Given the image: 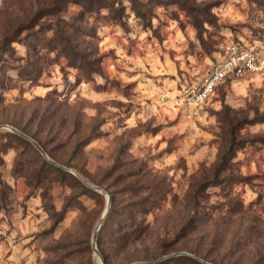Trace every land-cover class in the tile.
Returning <instances> with one entry per match:
<instances>
[{
  "label": "rangeland",
  "instance_id": "374dc122",
  "mask_svg": "<svg viewBox=\"0 0 264 264\" xmlns=\"http://www.w3.org/2000/svg\"><path fill=\"white\" fill-rule=\"evenodd\" d=\"M115 2L112 9L90 0H0V42L15 37L0 50V124L26 127L54 159L111 193L97 239L109 264L177 251L215 264L259 262L264 72L229 79L196 117L176 101L223 43L264 54V0ZM7 131L0 130V264H102L92 238L107 196L63 178ZM150 190L156 207L137 216L145 230L126 243L123 206Z\"/></svg>",
  "mask_w": 264,
  "mask_h": 264
},
{
  "label": "built area",
  "instance_id": "2783aa9c",
  "mask_svg": "<svg viewBox=\"0 0 264 264\" xmlns=\"http://www.w3.org/2000/svg\"><path fill=\"white\" fill-rule=\"evenodd\" d=\"M264 72V54L254 45L228 41L220 46L207 73L178 95L177 104L188 117L199 115L203 106L227 79Z\"/></svg>",
  "mask_w": 264,
  "mask_h": 264
},
{
  "label": "trees",
  "instance_id": "16d2710c",
  "mask_svg": "<svg viewBox=\"0 0 264 264\" xmlns=\"http://www.w3.org/2000/svg\"><path fill=\"white\" fill-rule=\"evenodd\" d=\"M75 1H79V0H75ZM90 1H96V2H99L101 4L102 7H112V9H115L117 8L116 5H115V0H112L111 4L108 5V0H90ZM54 5H51V6H47L46 7V11L47 12H51V8H53ZM139 13V12H138ZM140 14V13H139ZM20 25L19 26H26L28 23H24V22H21L19 23ZM15 41V37L14 35L10 34V35H7V36H4V38H2L1 42H0V50L2 52H5L8 50V44L10 43H13ZM229 79H227L223 84H225ZM223 84H221L220 86H222ZM219 86V87H220ZM218 87V88H219ZM15 127H17L18 129L26 132L27 134H29L31 137L35 138L39 143L40 145L46 150V152L48 153V155L53 158V155L52 153L47 149L45 143L39 139L35 134L31 133L30 131H28L26 129V127H20L19 125L17 124H13ZM2 130V129H1ZM7 133L11 134V135H14L15 137L19 138L20 140H22L23 142H25L26 144H29L31 145L32 147H34L35 150H38L31 142H29L28 140H26L25 138L13 133L12 131L8 130ZM234 150H235V143L232 141L228 147V149L226 150V152L223 154V159L226 160L228 157L231 158L233 156V153H234ZM39 151V150H38ZM40 152V151H39ZM41 153V152H40ZM45 158V157H44ZM44 163L46 165H48L49 167L55 169L57 172L60 173V175L67 179H71L75 182H77L84 190L86 191H90V192H93V193H96V194H99L100 192L97 191V190H94L88 186H86L84 183H82L78 177H76L74 174H72L71 172L69 171H66L58 166H56L55 164L49 162L46 158L44 159ZM54 159V158H53ZM56 160V159H54ZM58 161V160H56ZM59 163H61L60 161H58ZM67 167H70L68 166V164H64V163H61ZM71 168V167H70ZM81 175H83L89 182L90 180L83 174V172L81 171H78ZM106 189V188H105ZM154 192H152L151 190L149 191L148 195L146 197H143L141 198L140 200H135V201H131L129 203H127L126 205L123 206V211L124 213H126V219H125V233H123L120 238L126 242V243H131V242H134L135 240H138L141 238V235H140V232L144 231L145 228L141 231H138V229H141L143 228V225H144V222L143 221H138L137 219V216L139 214H145V213H148L149 211H151L153 208L156 207V198L155 195H153ZM109 214H111V210L109 211ZM191 221H187L186 224L184 225V228H188V227H191ZM190 230H195L193 228H191ZM99 236V235H98ZM103 236H100L98 237V239L101 241L103 238ZM103 241V240H102ZM101 253L102 255L104 256L105 258V261L107 264H109L107 262V255L105 253V250H103V248L101 249ZM194 253L196 255L197 252L194 251ZM200 256V255H198ZM201 258L203 259H207L206 257H202L200 256ZM179 260H188L190 261L191 263H194V264H205L204 262L192 257V256H189V255H177V256H174V257H170V258H167L165 260H162L158 263H155V264H169V263H172V262H175V261H179ZM259 262H256L255 264H264V255H262L259 259H258ZM215 264V263H214Z\"/></svg>",
  "mask_w": 264,
  "mask_h": 264
},
{
  "label": "water",
  "instance_id": "95a60500",
  "mask_svg": "<svg viewBox=\"0 0 264 264\" xmlns=\"http://www.w3.org/2000/svg\"><path fill=\"white\" fill-rule=\"evenodd\" d=\"M1 129H8L10 131H12L13 133L25 138L26 140H28L29 142H31L41 153L42 155L51 163L55 164L56 166L66 170V171H69L71 172L72 174H74L76 177H78V179L84 183L86 186L94 189V190H97L101 193H103L105 196H107V206H106V209L105 211L103 212L101 218L99 219L97 225H96V228L94 230V234H93V238H92V248L93 250L97 253V255L99 256L100 258V261L102 264H107L106 261H105V258L104 256L102 255L101 251L98 249V246H97V239H98V235H99V232L104 224V221H105V218L106 216L108 215L109 211H110V207H111V203H112V195L111 193L105 189L104 187L100 186V185H96V184H93L91 182H89L83 175H81L78 171L74 170L73 168H70V167H67L61 163H59L58 161L54 160L53 158H51L48 153L46 152V150L40 145V143L33 137H31L29 134H27L26 132L18 129L17 127L13 126V125H10V124H0V130ZM177 255H189V256H192L202 262H204L205 264H214V263H210L208 262L207 260L201 258L200 256L196 255V254H193V253H189V252H186V251H177V252H173V253H170V254H167V255H164L158 259H155V260H148V261H141V262H134V263H129V264H155V263H158L162 260H165L167 258H170V257H174V256H177Z\"/></svg>",
  "mask_w": 264,
  "mask_h": 264
}]
</instances>
